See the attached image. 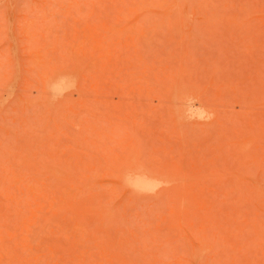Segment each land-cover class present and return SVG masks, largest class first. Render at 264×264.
<instances>
[{"label": "rangeland", "instance_id": "rangeland-1", "mask_svg": "<svg viewBox=\"0 0 264 264\" xmlns=\"http://www.w3.org/2000/svg\"><path fill=\"white\" fill-rule=\"evenodd\" d=\"M0 264H264V0H0Z\"/></svg>", "mask_w": 264, "mask_h": 264}]
</instances>
